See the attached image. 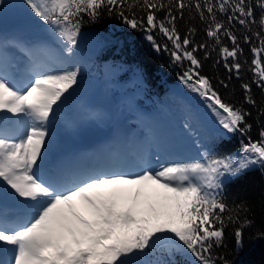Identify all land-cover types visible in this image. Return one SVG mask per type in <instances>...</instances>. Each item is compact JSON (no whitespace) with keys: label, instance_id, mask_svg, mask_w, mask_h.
Returning a JSON list of instances; mask_svg holds the SVG:
<instances>
[{"label":"snow or ice","instance_id":"obj_1","mask_svg":"<svg viewBox=\"0 0 264 264\" xmlns=\"http://www.w3.org/2000/svg\"><path fill=\"white\" fill-rule=\"evenodd\" d=\"M31 13L51 27L72 54L78 44L81 14L95 21L102 13L115 14L129 28L142 29L153 47L158 30L171 44L163 45L174 63L187 61L180 76L187 88L198 94L228 134L246 133L251 129L246 118L251 115L224 101L208 77L200 74L197 49L219 46L229 72L237 76L242 65V49L228 25L238 23L252 32L259 46L253 45L251 64L253 83L264 91V0H24ZM194 11L204 23L205 42L193 45L189 35L181 36L176 22L184 10ZM260 15L257 20L256 10ZM163 12V18L158 13ZM139 14V16H138ZM218 14L226 17L218 19ZM259 31H252V25ZM188 32L194 34L195 29ZM231 41V49L221 46V37ZM244 42L250 43L247 34ZM215 50V49H213ZM231 58L232 62L227 61ZM78 68L35 72L22 88L9 79L0 64V189L9 188L29 206L25 217L9 221L0 214V257L8 254L7 264H132L135 256L149 253L167 241L172 249L194 259L190 264H228L214 250L223 247L225 229L234 230L235 246L242 247L243 229L252 225L249 208L242 202L231 208L222 190L225 179L233 178L259 165L264 168V127L259 140L242 143L236 155L213 156L202 153L192 162L160 163L143 166L136 172L57 168L38 175L40 161L48 144L52 116L65 94L78 82ZM220 83L227 88L224 81ZM245 101L255 107L249 84H243ZM59 102V103H58ZM7 113L17 117L12 121ZM264 116V107L257 119ZM23 117L25 131L17 139L10 134L9 123ZM154 185L165 194L153 203L142 199L143 189ZM172 202V203H170ZM3 264V259H0ZM165 264V262H157Z\"/></svg>","mask_w":264,"mask_h":264},{"label":"trees","instance_id":"obj_2","mask_svg":"<svg viewBox=\"0 0 264 264\" xmlns=\"http://www.w3.org/2000/svg\"><path fill=\"white\" fill-rule=\"evenodd\" d=\"M255 14L258 20L259 9ZM158 15L163 18L164 13ZM0 18L3 21H11L15 29H21L27 35L49 39L54 32L31 13L24 0H0ZM218 19L226 22V17L221 14H218ZM176 26L181 36L189 35L193 45L208 39L204 32L205 25L194 11L190 15L189 10L185 9L183 18H178ZM228 27L237 36L243 50L238 56V61L242 65L238 76L235 70L229 72L224 67L225 60L220 56L219 46L215 41H209L211 47L207 49L209 53L207 59L204 58L205 49L198 48L195 55L202 64L200 74L209 78L224 101L251 113L246 118L251 129L244 134L240 132L228 134L222 130L208 128L205 120H200L201 113L198 111L201 110L195 106L197 104L195 93L180 80L183 71L190 64L187 61L173 62L169 51L163 49L165 44H168L169 49L172 47L166 37L158 30H153L154 40L161 45V50L157 51L146 39L148 33L142 29L129 28L116 18L115 14L108 15L107 11H102L95 21L90 20L87 14H81L77 39L89 40L94 54L87 75L79 63L74 64V68L79 69L77 84L85 81L86 76L93 77L95 81L101 79L102 84L106 80L108 82L106 88L98 90L106 96L102 103L104 111L108 109L122 111L120 108L122 104L123 108L129 110L128 113L132 112L133 108L152 113L165 112L167 119L181 114L182 123L185 125L188 123L189 128L193 132L199 131L201 136L200 156L182 162L200 160L201 154L205 152L213 156H234L242 143H248L249 138L252 141L259 140V131L264 127V116L257 119V112L260 107H264V91L253 83L254 66L251 64L254 58L251 48L253 45L259 46V41L252 32L238 23ZM189 28L195 29L194 34L188 32ZM252 31H259L258 23L252 25ZM245 34L251 37L250 43L244 42ZM221 41V46L231 49L230 40L222 36ZM227 62L230 64L231 58ZM220 81H224L228 87L225 88ZM243 84H249V94L256 101L255 107L245 101V90L241 87ZM130 102L132 109L128 105ZM222 195L230 208L243 202L249 211L246 214L242 212L241 219L247 215L253 223L243 229V242L239 249L235 246L233 235L237 225H229L225 229L223 247L215 249V254L223 256L228 264H264V168L255 165L233 178L225 179ZM193 259L190 255L172 249L165 241L149 253L133 257L132 264H157L161 261L165 264H190Z\"/></svg>","mask_w":264,"mask_h":264},{"label":"rangeland","instance_id":"obj_3","mask_svg":"<svg viewBox=\"0 0 264 264\" xmlns=\"http://www.w3.org/2000/svg\"><path fill=\"white\" fill-rule=\"evenodd\" d=\"M7 27H12L11 21H3V19L0 18V28L2 29L0 30V64L6 69L8 77L12 75L13 72H18L16 70H11V66L18 68L24 62L28 64L35 60L36 58L32 56V54L46 59L44 63L38 66L36 61L29 64L32 68L29 70H20L19 73L21 72V74H19L17 78L12 77L14 80L9 78L15 86H18L17 83L22 82L25 78L23 77L24 73L28 79L23 80L22 87L24 84L28 83L29 77L35 72L44 70L58 71L68 67H74V64L78 63L84 68L85 74L87 75L89 64L94 54L89 40L85 38L78 40V44L73 50V53L68 54L65 52L64 42L56 34V31L52 32L48 41L42 39V37L31 38V36L26 35L24 32H21V30H18L17 33L11 32L9 36V30L6 29ZM56 37L58 41H56ZM50 41H52L53 44H51ZM106 85H108L106 80L102 84L101 79L95 81L93 77L89 78L86 76L85 81H81L76 86L69 89V92L65 94L63 103L58 102L59 106L56 107L55 113L48 125V144L40 163L47 160L51 155H53V159L54 157L55 159L48 168H42V171H46L47 169L54 171L57 168L69 165L68 160L73 157L76 145L87 141L88 138L92 139L96 145L95 152L98 151L97 157L99 161H101L100 158L106 154L111 155L107 162L102 160L106 164L103 163L102 166V162L100 163L104 171L136 172L145 165L156 168L160 163L181 162L182 159H185L187 156H189L188 159L190 157L199 156L198 153L201 145L200 132H193L189 128L188 123H186V125L183 124L181 121V114L174 115L173 118L167 119L165 112H157L155 114L149 112L148 114V112L145 113L135 108L132 109L131 102L128 104L130 109H132L130 113H128L129 110L123 108L122 104L120 105L121 110L123 109L122 111L118 109L111 111L108 109L104 111L102 103L105 101L106 96L101 94L98 90H101L103 87L106 88ZM129 85L130 82L128 83V86ZM197 95L196 93L194 95L197 102L195 106L201 110L198 111L201 113L200 120H205V125L208 126V128L225 131L220 127L217 118L206 107L204 101ZM6 115H8L12 121L17 120V117L13 116L11 113H7ZM19 120L22 123L23 121L26 123L21 126L24 132L27 127V120L23 117ZM18 123L19 121L15 124L9 123L7 127L18 126ZM0 127H3L2 122H0ZM121 128L128 129V133L121 135ZM23 132L18 133L15 130H10V134L17 139ZM126 135L130 136V140H133L134 143L144 145L145 147L146 145L153 144L156 138L157 148H154L150 155L147 154L146 156H140L138 158L131 155L129 161L125 158L126 156H124V153L120 152L121 155L124 156V159H126L124 161V166H122L121 163L123 159L117 160L114 156L118 154L119 150L124 148L123 139ZM91 136L99 137V139L90 138ZM146 137L147 140L145 139ZM75 139L78 140L73 142ZM163 142L166 146H164ZM108 147L114 149V151H109V153H107L106 149L108 150ZM127 147L129 149V146ZM166 147H170V151H175L177 154H166V156H171L173 158L164 162L161 158L163 157V152H167ZM88 152H92V150ZM114 161L119 164L113 166ZM40 167L41 166L37 169V173ZM98 169H100V167ZM164 195L170 194H165L164 190L159 189L157 186L150 185L143 189L141 198H150L153 203H156L158 197ZM23 208L27 209L29 212L27 203L21 198L15 197L9 188L3 187L0 189V214L6 215L9 221H15L26 216L28 213H20L19 210ZM7 255V252H5L4 257H0V259L6 262V258H8Z\"/></svg>","mask_w":264,"mask_h":264},{"label":"bare ground","instance_id":"obj_4","mask_svg":"<svg viewBox=\"0 0 264 264\" xmlns=\"http://www.w3.org/2000/svg\"><path fill=\"white\" fill-rule=\"evenodd\" d=\"M19 74H21V73H18V72H15L13 75H10L9 76V78L10 79H12V80H14L13 78H17L18 77V75ZM25 74V73H24ZM23 74V77H25L26 78V76ZM13 77V78H12ZM12 117V116H11ZM15 118V117H14ZM12 124V123H11ZM19 125L17 126H9V129L10 130H15L16 132H18V133H21V132H23L22 131V129H21V126H23L24 124H26V123H24V121H23V123L19 120V123H18ZM15 135H17V134H15ZM82 145H85V144H82ZM94 148H95V146H94ZM86 149V148H85ZM88 150H90V148L88 149ZM169 152H165L166 154H168V155H176L177 153L175 152V151H170V150H168ZM119 155H121V153L119 154ZM125 156V155H124ZM124 156L123 155H121V158H118V160L120 159H123V161H122V166H124ZM97 162H98V160H96ZM44 174V171H42V170H39L38 171V175H43ZM23 217H25V216H23ZM7 257V256H6Z\"/></svg>","mask_w":264,"mask_h":264},{"label":"water","instance_id":"obj_5","mask_svg":"<svg viewBox=\"0 0 264 264\" xmlns=\"http://www.w3.org/2000/svg\"><path fill=\"white\" fill-rule=\"evenodd\" d=\"M91 142H92L91 140L88 141L89 144H90Z\"/></svg>","mask_w":264,"mask_h":264}]
</instances>
